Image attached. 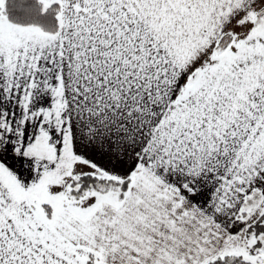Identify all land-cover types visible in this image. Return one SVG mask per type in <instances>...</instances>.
<instances>
[{
    "label": "snow or ice",
    "instance_id": "snow-or-ice-1",
    "mask_svg": "<svg viewBox=\"0 0 264 264\" xmlns=\"http://www.w3.org/2000/svg\"><path fill=\"white\" fill-rule=\"evenodd\" d=\"M0 264H264V0H0Z\"/></svg>",
    "mask_w": 264,
    "mask_h": 264
}]
</instances>
